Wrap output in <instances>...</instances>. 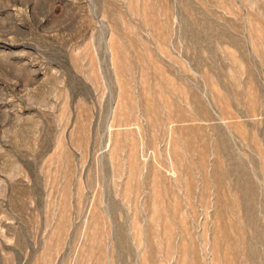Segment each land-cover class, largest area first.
<instances>
[{
  "label": "rangeland",
  "instance_id": "1",
  "mask_svg": "<svg viewBox=\"0 0 264 264\" xmlns=\"http://www.w3.org/2000/svg\"><path fill=\"white\" fill-rule=\"evenodd\" d=\"M0 264H264V0H0Z\"/></svg>",
  "mask_w": 264,
  "mask_h": 264
}]
</instances>
